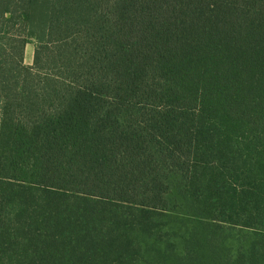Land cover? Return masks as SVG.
<instances>
[{
  "label": "trees",
  "instance_id": "obj_1",
  "mask_svg": "<svg viewBox=\"0 0 264 264\" xmlns=\"http://www.w3.org/2000/svg\"><path fill=\"white\" fill-rule=\"evenodd\" d=\"M0 264H264V0H0Z\"/></svg>",
  "mask_w": 264,
  "mask_h": 264
},
{
  "label": "rangeland",
  "instance_id": "obj_2",
  "mask_svg": "<svg viewBox=\"0 0 264 264\" xmlns=\"http://www.w3.org/2000/svg\"><path fill=\"white\" fill-rule=\"evenodd\" d=\"M34 51H35V42H31L26 47V55H25V63L27 65L33 64V58H34Z\"/></svg>",
  "mask_w": 264,
  "mask_h": 264
},
{
  "label": "crops",
  "instance_id": "obj_3",
  "mask_svg": "<svg viewBox=\"0 0 264 264\" xmlns=\"http://www.w3.org/2000/svg\"><path fill=\"white\" fill-rule=\"evenodd\" d=\"M26 55V54H25Z\"/></svg>",
  "mask_w": 264,
  "mask_h": 264
}]
</instances>
